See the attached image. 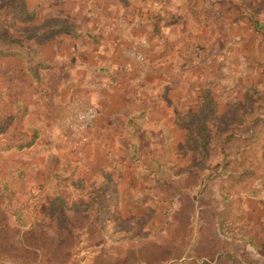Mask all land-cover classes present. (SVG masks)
<instances>
[{
    "label": "rangeland",
    "instance_id": "1",
    "mask_svg": "<svg viewBox=\"0 0 264 264\" xmlns=\"http://www.w3.org/2000/svg\"><path fill=\"white\" fill-rule=\"evenodd\" d=\"M0 264H264V0H0Z\"/></svg>",
    "mask_w": 264,
    "mask_h": 264
},
{
    "label": "trees",
    "instance_id": "2",
    "mask_svg": "<svg viewBox=\"0 0 264 264\" xmlns=\"http://www.w3.org/2000/svg\"><path fill=\"white\" fill-rule=\"evenodd\" d=\"M21 20L22 21H27V22H29L30 20H32L33 19V16L31 15V16H29V14L28 13H26V12H24V11H21ZM53 22H56V21H53ZM58 22H56L55 24H57ZM67 30H69V26H67L65 23H59V30L56 32V33H61V32H64V31H67ZM213 111V109L211 110V112ZM36 135V134H35ZM236 135L235 134H229V136L228 137H235ZM226 139V138H225ZM30 145H31V142H28V143H26V144H24V145H20V146H18L17 148L18 149H23V148H28V147H30ZM12 146H10V145H6L5 146V150H8L9 148H11ZM4 186L5 187H8V185L7 184H4ZM61 202L63 203V204H65V202H64V200L63 199H61Z\"/></svg>",
    "mask_w": 264,
    "mask_h": 264
}]
</instances>
